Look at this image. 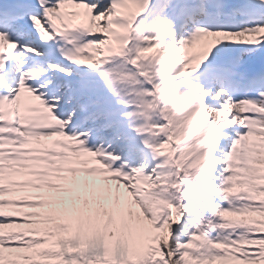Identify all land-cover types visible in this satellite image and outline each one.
<instances>
[{"label":"snow or ice","instance_id":"snow-or-ice-1","mask_svg":"<svg viewBox=\"0 0 264 264\" xmlns=\"http://www.w3.org/2000/svg\"><path fill=\"white\" fill-rule=\"evenodd\" d=\"M0 264H264V0H0Z\"/></svg>","mask_w":264,"mask_h":264}]
</instances>
